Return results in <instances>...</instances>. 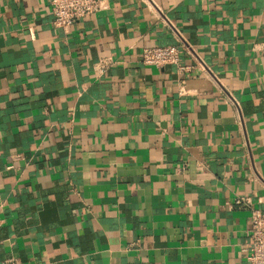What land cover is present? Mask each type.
Instances as JSON below:
<instances>
[{"label":"crops","instance_id":"1","mask_svg":"<svg viewBox=\"0 0 264 264\" xmlns=\"http://www.w3.org/2000/svg\"><path fill=\"white\" fill-rule=\"evenodd\" d=\"M52 1L0 0V264H249L264 0Z\"/></svg>","mask_w":264,"mask_h":264},{"label":"built area","instance_id":"2","mask_svg":"<svg viewBox=\"0 0 264 264\" xmlns=\"http://www.w3.org/2000/svg\"><path fill=\"white\" fill-rule=\"evenodd\" d=\"M54 24L67 27L77 23L83 17L109 8L110 0H53ZM181 56L179 45L165 44L146 46L142 51V62L146 65L162 67L178 65ZM110 59L100 60L101 68L107 67ZM245 198H236L235 206L245 205ZM251 244L247 252L249 264H264V211L252 208Z\"/></svg>","mask_w":264,"mask_h":264}]
</instances>
